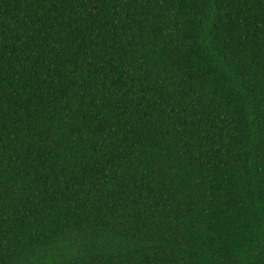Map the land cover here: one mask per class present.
Listing matches in <instances>:
<instances>
[{
  "label": "trees",
  "instance_id": "16d2710c",
  "mask_svg": "<svg viewBox=\"0 0 264 264\" xmlns=\"http://www.w3.org/2000/svg\"><path fill=\"white\" fill-rule=\"evenodd\" d=\"M0 264H264V0H0Z\"/></svg>",
  "mask_w": 264,
  "mask_h": 264
}]
</instances>
